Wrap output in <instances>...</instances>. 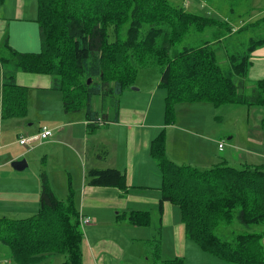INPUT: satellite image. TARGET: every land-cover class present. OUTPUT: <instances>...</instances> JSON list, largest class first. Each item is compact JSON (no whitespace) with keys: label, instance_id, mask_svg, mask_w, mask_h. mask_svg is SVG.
Instances as JSON below:
<instances>
[{"label":"trees","instance_id":"obj_1","mask_svg":"<svg viewBox=\"0 0 264 264\" xmlns=\"http://www.w3.org/2000/svg\"><path fill=\"white\" fill-rule=\"evenodd\" d=\"M36 2L40 50L17 51L7 38L0 44L4 113L22 114L25 109L14 80L17 70L48 73L53 76V88L62 93L64 108L84 109L88 125L100 126L109 121L108 112L93 109L92 98L110 97L115 118L116 97L131 86L138 68L152 66L160 74L159 85L166 89L169 120L177 101L236 103L260 107L264 128V78L249 85L247 79L251 52L264 44V29L245 45L239 42L236 51L227 52L230 37L246 26L233 31L228 22L186 11L170 0ZM220 51L226 55L225 65L218 61ZM150 153L160 171V203L178 206L186 237L229 263L264 264L260 240L264 229H251L264 224L263 165L237 168L221 162L198 168L177 164L166 156L163 133L151 140ZM122 178L116 168L87 172L89 185H120ZM40 182L38 212L21 219L1 217L0 243L8 247L15 264H33L54 253L64 256L62 264H81L82 231L72 199H58L43 172ZM234 212L246 230L222 240L215 229L229 223ZM182 263L177 257L164 264Z\"/></svg>","mask_w":264,"mask_h":264},{"label":"crops","instance_id":"obj_2","mask_svg":"<svg viewBox=\"0 0 264 264\" xmlns=\"http://www.w3.org/2000/svg\"><path fill=\"white\" fill-rule=\"evenodd\" d=\"M15 5L18 13L25 12L22 0H17ZM34 9L35 12L30 13L34 19L26 21L36 23L37 6L32 11ZM3 30L0 31V44L4 40ZM37 37L40 41L39 28ZM6 38L9 43L8 34ZM250 61L247 79L252 83L264 78V45L252 51ZM3 71L0 61V218L21 219L38 212L41 172L46 175L56 197V190L61 196H66L71 191L72 161H76L77 165H82L83 178L86 175L76 194V210L79 219L82 216L89 218L87 223L79 222L82 231L81 264H164L177 257L182 259V264H232L202 250L196 242L186 237L177 205L169 201L160 203V171L149 150L156 132H151L153 125L147 121L150 104H140V95L122 91L116 97V117L108 113L107 123L91 126L87 123L84 109L64 108L62 93L53 88L51 74L17 70L14 80L21 88L18 92L23 96L25 109L22 114H9L4 113L2 108ZM31 107H36L35 111L32 112ZM81 110L82 116L75 114ZM4 125H8L9 129L4 130ZM41 126L51 129L52 135L48 139L30 147L18 142L20 136L34 134ZM104 127L108 128L105 133L107 137L100 132ZM190 134L189 137L182 136L172 141L171 146L166 144V156L171 161L198 168L212 167L221 162L242 168L253 165L255 160L259 162L257 152L254 153L256 149L252 145L248 147V142L251 144L248 135L232 130L226 131V138L222 133L217 135V132H212L208 138L197 133L196 137L194 133ZM250 140L260 144L259 158L264 159V136L261 132L250 134ZM220 141H224L222 150L218 149ZM258 144L254 143L253 146ZM244 145L246 147L242 148ZM89 148L93 149L95 163L83 171V160L86 161ZM187 149L193 153L184 152ZM245 153L248 155L245 156ZM38 156H41L40 161L30 167ZM22 159L26 161L23 169L12 167V161ZM102 162L107 166L99 165ZM92 168L118 169L123 174L121 184L89 185L86 171ZM151 189L154 190L153 194L148 197L146 192ZM142 213H147V217ZM150 218L155 219L150 221ZM169 237L172 246L164 249V238ZM5 247L2 246V250H8L9 256L4 257L10 259L9 249ZM52 256L47 255L33 264Z\"/></svg>","mask_w":264,"mask_h":264},{"label":"rangeland","instance_id":"obj_3","mask_svg":"<svg viewBox=\"0 0 264 264\" xmlns=\"http://www.w3.org/2000/svg\"><path fill=\"white\" fill-rule=\"evenodd\" d=\"M16 1L17 0H3L0 4V31L3 30L2 39H5L7 34L10 36L9 43L15 49H22L19 51L24 52H37L40 50L41 45L38 43L39 39L37 37L38 34V23H34L32 18V12H35V9L32 11V8L37 6L36 0H22L25 5V12L18 13L16 10ZM174 3H180L186 11L198 14V15H206L213 17L215 19L221 20L223 22H228L230 25L232 24L233 31H236L240 26L245 27L242 32L237 35L230 37L228 41V49L227 52L236 51L238 49L239 42H243L244 45L248 42L250 36L255 37L256 34H261L264 29V21L261 18L264 17V0H170ZM30 18V19H29ZM25 19H28L27 21ZM36 20V19H35ZM110 32V39L113 40V34ZM8 38V37H7ZM1 41V40H0ZM40 42V41H39ZM233 46L230 48V46ZM264 45V44H263ZM241 46V45H240ZM261 46V45H260ZM254 50V49H253ZM252 50V51H253ZM252 53V52H251ZM227 54V53H226ZM218 61L221 65L226 64V55L224 52L220 51L217 53ZM249 70V69H248ZM159 77L160 74L156 70V68L152 66L148 67H140L136 73V77L134 78V82L130 87L124 89L128 92H135L141 96L142 105H149L150 108L148 111V123H152L153 127H150L151 132H156V136L159 134L164 135V148L172 145V141H177L184 137L191 136L190 133H194V135L201 134L203 137H211L212 132L222 133L224 138H226L225 133L228 130H232L234 132H238L242 135H248L251 144L248 142V147H252L256 149L254 153L257 152L256 158L257 161L251 166L263 165L264 159L259 158V146L257 142H253L250 140V134H261L264 136V128L261 125V117H262V109L260 107L247 106L244 104H236V103H226L221 105H214L211 102H200V101H177L172 104V118L169 120L171 114L166 116L165 113V96L166 89L164 86L159 85ZM251 84L248 82V85ZM130 89H138V91H132ZM151 95L152 100H151ZM112 99L108 96L105 97L104 101H102L101 97L94 96L92 98V105L95 110H97L100 114L102 109H106V112L113 114L112 109ZM36 107H31V111H35ZM105 111V110H104ZM75 114L81 115L83 114V110L79 112H75ZM153 116V117H151ZM159 125V127H156ZM172 126V127H167ZM4 130L9 129L8 125H4ZM108 128L104 127L100 129V132L104 136ZM173 133V136H172ZM211 133V134H208ZM176 134V135H175ZM175 136V138H174ZM196 137V135L194 136ZM228 141V140H227ZM247 141V140H245ZM151 143V142H150ZM258 144L253 146V144ZM224 145V141H223ZM224 147V146H223ZM246 146H242L245 148ZM96 148V147H95ZM97 149V148H96ZM181 149V146L178 150ZM223 149V148H222ZM221 149V150H222ZM264 154V146L262 148ZM150 150V146H149ZM93 149L89 148V153L87 154L86 161L83 160L85 164L84 169L87 170L91 168V166L95 163V158L93 157ZM186 153H193L191 150H185ZM166 153V151H165ZM245 156L248 153L244 154ZM168 157V156H167ZM41 156H38L35 161H32L31 164H35L39 162ZM25 160V159H24ZM73 164V172L71 176V188L70 192L67 194L73 200V204L75 208L78 210L77 203L75 201L76 194L78 190L81 188V181L85 182V177L83 178L82 165L79 163L77 165L76 161H72ZM39 165V163H38ZM99 165H107L102 162ZM235 166V165H234ZM103 167V166H101ZM240 168L241 166H235ZM209 168V167H208ZM89 171V170H88ZM86 171V172H88ZM80 175V178H78ZM81 179V180H80ZM87 180V179H86ZM154 190L147 191L148 197H151ZM56 195L60 199H64L66 196H61L62 194L56 190ZM161 194V193H160ZM59 195V196H58ZM150 207V206H149ZM148 207V208H149ZM173 209L176 211V207L173 205ZM144 212V211H143ZM150 213V212H149ZM235 212L232 216V220L229 223L221 224L216 227V231L222 238V240L230 239L236 236L239 233L244 232L246 229L244 226L239 224L236 220ZM155 218H150V221H154ZM252 230L264 229V224H259L253 226ZM262 244L264 245V236H261ZM171 237L168 239L164 238L163 248H171L172 246ZM2 243H0V264H15L9 258H5L4 256L8 255V250H2ZM5 247V246H4ZM7 248V247H5ZM8 249V248H7ZM9 256V255H8ZM4 257V258H2ZM217 258V257H216ZM219 259V258H218ZM221 260V259H220ZM63 255L60 253L53 254V256L43 262L37 264H62Z\"/></svg>","mask_w":264,"mask_h":264},{"label":"built area","instance_id":"obj_4","mask_svg":"<svg viewBox=\"0 0 264 264\" xmlns=\"http://www.w3.org/2000/svg\"><path fill=\"white\" fill-rule=\"evenodd\" d=\"M51 135V129H49L47 126H41L40 129L34 134H31L29 136H20L18 142L22 145L30 147L33 144L40 143L45 139H48ZM223 146V141H220L218 143V149L221 150ZM88 221L89 218L83 216L79 219V222L81 224L87 223Z\"/></svg>","mask_w":264,"mask_h":264},{"label":"water","instance_id":"obj_5","mask_svg":"<svg viewBox=\"0 0 264 264\" xmlns=\"http://www.w3.org/2000/svg\"><path fill=\"white\" fill-rule=\"evenodd\" d=\"M90 79L88 78L87 82H89ZM12 167L17 169V170H21L24 168V166L26 165V161L24 159L22 160H14L11 163Z\"/></svg>","mask_w":264,"mask_h":264}]
</instances>
